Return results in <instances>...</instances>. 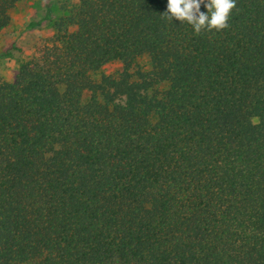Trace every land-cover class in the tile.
Returning <instances> with one entry per match:
<instances>
[{"label":"trees","instance_id":"1","mask_svg":"<svg viewBox=\"0 0 264 264\" xmlns=\"http://www.w3.org/2000/svg\"><path fill=\"white\" fill-rule=\"evenodd\" d=\"M165 9L60 0L0 55V264H264V0L198 35Z\"/></svg>","mask_w":264,"mask_h":264},{"label":"rangeland","instance_id":"2","mask_svg":"<svg viewBox=\"0 0 264 264\" xmlns=\"http://www.w3.org/2000/svg\"><path fill=\"white\" fill-rule=\"evenodd\" d=\"M50 12L53 20L60 17V0H28L20 3L15 12L12 25L0 32V55L14 47L25 50L24 55L32 54L34 44L41 42L46 36L52 34L50 21H42ZM41 21V22H40ZM32 22H39L31 26ZM14 57L0 56V75L6 79H12L15 73V61L21 54L13 51ZM115 66H109L113 70Z\"/></svg>","mask_w":264,"mask_h":264},{"label":"clouds","instance_id":"3","mask_svg":"<svg viewBox=\"0 0 264 264\" xmlns=\"http://www.w3.org/2000/svg\"><path fill=\"white\" fill-rule=\"evenodd\" d=\"M203 5L204 11H201ZM236 0H166L164 11L167 19L187 23L194 34L201 31L217 32L226 29ZM253 124L259 122L258 117H251Z\"/></svg>","mask_w":264,"mask_h":264}]
</instances>
